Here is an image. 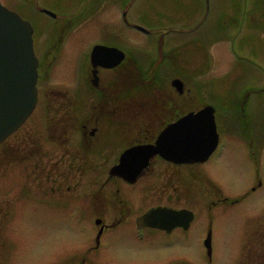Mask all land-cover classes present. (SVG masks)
I'll list each match as a JSON object with an SVG mask.
<instances>
[{"label": "rangeland", "instance_id": "rangeland-1", "mask_svg": "<svg viewBox=\"0 0 264 264\" xmlns=\"http://www.w3.org/2000/svg\"><path fill=\"white\" fill-rule=\"evenodd\" d=\"M1 1L31 22L36 32L56 27L54 19L36 13L33 5L21 7L12 0ZM108 1L93 16L89 0H40L39 6L59 15L77 12L88 4L83 15L89 18L77 28L87 35L82 49L85 55L93 42H104L105 36L113 32L133 37L134 47L142 46L143 52L150 53L154 59V36H147L139 27L160 32L168 29L171 32L167 42L177 40L184 46L183 59L188 63L183 62V72L198 73L195 79L200 93L194 104L208 101L214 106L220 132L228 111L234 109L233 102H242L238 110L248 115L252 126L263 122L264 19L257 16L259 21L256 22L243 17L246 0H117L118 6L114 7ZM125 7L127 21L123 18ZM252 7L256 12H264V1ZM201 20L204 21L196 26ZM45 39L41 37V43ZM193 39H201L197 51H193V44L187 46ZM114 44L122 47V44ZM205 46L210 47L211 70L209 66L198 70L201 60L197 53ZM65 63L66 60H62L61 65L54 68V83L62 82L59 69ZM66 70L70 71V67ZM169 74L166 73L163 80ZM129 76H123L126 83L131 80ZM193 86L195 91L196 85L189 80L187 88ZM33 123L24 130V140L20 141L16 134L0 147V264H259L261 261L264 264L258 251L242 257V219L238 205L213 208L211 260L203 244L210 226L204 210L195 220L188 241L177 235L163 237L159 233H150L147 237L151 238L143 241L118 229L107 234L102 240L103 247L86 255L84 263L83 253H87V247L93 245L96 237L94 226L85 223L84 216L53 208L46 192L26 179L36 174L32 157L35 149L30 145L35 135ZM236 148L241 150L240 144L234 142L227 149L220 148L209 163V171L216 175L211 177L215 186L229 197L239 196L255 184V179L244 176L251 170ZM27 155L28 161L24 159ZM39 173L46 174L45 165ZM203 189L205 191L201 189L197 193L194 203H187L200 212L208 199V188ZM251 205L255 212L264 206V190L253 195Z\"/></svg>", "mask_w": 264, "mask_h": 264}, {"label": "flooded vegetation", "instance_id": "flooded-vegetation-1", "mask_svg": "<svg viewBox=\"0 0 264 264\" xmlns=\"http://www.w3.org/2000/svg\"><path fill=\"white\" fill-rule=\"evenodd\" d=\"M12 1L21 7L33 5L34 11L40 9V0ZM59 16L67 17L61 13ZM249 16L253 17L252 14ZM66 23L68 26L69 22ZM67 32L65 29L53 32L49 44L45 40L41 43L42 35L35 37L39 57L38 114L33 121L30 117L31 120L17 132L18 139L24 140L27 123L34 122L32 133L35 135L31 138L35 141L30 143L36 150L34 184L46 192L53 208L84 216L85 223L97 229V235L102 231L100 240L96 236L95 244L87 247L88 253H83V259L99 251L103 247V238L118 229L143 241L151 238L147 237L150 233H159L163 237L177 235L188 241L193 223L167 231L145 226L139 219L157 207L187 208L195 212L187 203L197 200L199 189L205 191L203 188H208L206 192L214 189V184L209 188L210 177H216L209 171L212 156L205 162L177 163L156 155L145 165L144 153L138 150L124 166L121 158L128 150L154 145L170 124L186 113L198 110V107L188 109L192 107L193 97L180 94L166 84L160 93L152 94V80L144 75L140 78L132 76L128 83L118 79L119 69L126 67L130 72L138 69L139 62L134 55H126L118 68H99L96 87L91 51L88 57L82 52L86 34L82 31L77 36L63 34ZM105 38L104 42L95 43L91 50L97 44L115 46L113 32ZM65 44L68 47L63 51ZM159 48L161 59L174 66L175 71H181V60L180 63L178 60L181 45H166L162 41ZM204 49L207 52L206 47ZM62 57L73 67L69 76H63L62 82L54 83L50 75ZM119 84L121 89L127 87V94L118 93ZM226 118L225 149L233 142L240 144L241 150H235L251 170L244 176L255 179L256 185H251L235 199L227 196L221 199V192L214 190L219 198L213 204L241 205L244 256L258 251L264 258V206L251 212V206L246 205L264 187V126H252L248 115L240 111L235 115L229 110ZM43 147L45 151H42ZM43 165L45 175L39 173Z\"/></svg>", "mask_w": 264, "mask_h": 264}, {"label": "water", "instance_id": "water-1", "mask_svg": "<svg viewBox=\"0 0 264 264\" xmlns=\"http://www.w3.org/2000/svg\"><path fill=\"white\" fill-rule=\"evenodd\" d=\"M104 57L112 59V63H102ZM124 57L122 51L105 46H96L92 52L95 66L103 64L114 67ZM37 67L32 25L0 3V143L19 128L36 106ZM173 84L182 90L181 80L176 79ZM167 133L173 137L172 144L166 145ZM217 145L215 109L207 106L198 113L184 116L170 126L158 140L157 146H151L146 151H150L149 156L160 153L175 161L193 162L206 160ZM186 215L191 214L185 211L158 209L148 214L145 221L153 223L154 226L167 228L168 225L165 221L162 223L161 219L167 218L171 222H177ZM206 245L211 254L210 236Z\"/></svg>", "mask_w": 264, "mask_h": 264}, {"label": "bare ground", "instance_id": "bare-ground-1", "mask_svg": "<svg viewBox=\"0 0 264 264\" xmlns=\"http://www.w3.org/2000/svg\"><path fill=\"white\" fill-rule=\"evenodd\" d=\"M166 160H168V161H171V160H169V159H167V158H165Z\"/></svg>", "mask_w": 264, "mask_h": 264}]
</instances>
